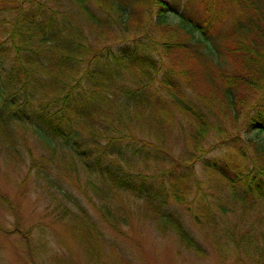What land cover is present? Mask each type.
Segmentation results:
<instances>
[{
    "label": "trees",
    "instance_id": "1",
    "mask_svg": "<svg viewBox=\"0 0 264 264\" xmlns=\"http://www.w3.org/2000/svg\"><path fill=\"white\" fill-rule=\"evenodd\" d=\"M170 2L0 0L8 12L0 16V151L14 169L27 153L85 264L119 261L67 186L80 177L112 232L147 222L205 259L178 213L184 206L220 260L264 264V144L246 137L264 132L261 2L187 0L184 10L197 4L201 22L180 14L175 24ZM226 18L231 26L217 30ZM28 138L43 150L37 159ZM211 139L224 150L209 157ZM121 195L133 209L113 205ZM5 233L32 247L30 235L0 222ZM49 264L75 262L54 254Z\"/></svg>",
    "mask_w": 264,
    "mask_h": 264
},
{
    "label": "rangeland",
    "instance_id": "2",
    "mask_svg": "<svg viewBox=\"0 0 264 264\" xmlns=\"http://www.w3.org/2000/svg\"><path fill=\"white\" fill-rule=\"evenodd\" d=\"M174 1L171 0L170 4L175 12L167 14L168 23H177L180 14L189 15L195 23L201 22L203 12L197 4L193 5L191 10H184V4L187 0ZM260 2L264 11V0H260ZM2 6L3 4H0V16L7 12L2 11ZM189 12L190 14H188ZM236 14L239 15L238 12ZM242 19H246V14ZM229 20L227 18L222 20L216 26L217 30L221 32L227 30L231 26ZM213 37H211V41ZM209 46L211 45L209 44ZM189 67L187 66V68ZM148 93L147 96L150 95ZM246 137L264 144V132L253 131ZM215 143V139L206 143V147L211 151L208 154L209 157L224 150V147L219 148ZM27 145L33 159L41 156L43 150L33 138H28ZM28 163L29 159L25 153L23 163L16 165V169H14L5 163L4 155L0 151V193L5 195L9 202L5 206L0 205V222L7 229L17 228L21 233H27L31 236L32 242V247H29L16 234H0L1 264H49L50 256L54 254L62 258L71 257L75 264H85L81 260L82 257H79L80 253L76 245L69 238L64 224L55 221L52 206L49 204L50 198L46 194L45 187L37 186L33 172L28 169ZM80 178L79 181L77 179L69 182L67 186L70 187L72 194L77 196L82 205L100 222V227L104 229L112 245V249H108L109 257L115 255L119 261L118 264H233V260L230 259L220 260L210 241L204 240L202 232L193 225L184 206L178 207V213L181 214L186 228L191 230L194 237L206 248L208 257L205 259H200L192 253L186 252L179 246L174 235L162 236L147 222L135 220L129 226L122 228L123 233L121 235L112 232L99 220L96 210L93 208L94 203L96 204L99 198L93 189L87 185L86 179ZM113 205L122 208V210H125L126 206L133 209L132 201L125 195L114 198ZM231 219L233 223L236 220Z\"/></svg>",
    "mask_w": 264,
    "mask_h": 264
}]
</instances>
